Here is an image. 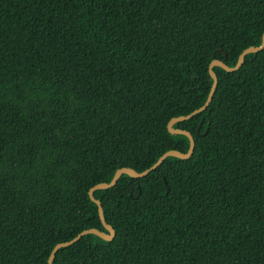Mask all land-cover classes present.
Segmentation results:
<instances>
[{
  "label": "trees",
  "instance_id": "1",
  "mask_svg": "<svg viewBox=\"0 0 264 264\" xmlns=\"http://www.w3.org/2000/svg\"><path fill=\"white\" fill-rule=\"evenodd\" d=\"M263 33L264 0H0V264L105 231L89 190L186 153ZM212 71L192 155L95 190L114 237L52 264H264V49Z\"/></svg>",
  "mask_w": 264,
  "mask_h": 264
},
{
  "label": "water",
  "instance_id": "2",
  "mask_svg": "<svg viewBox=\"0 0 264 264\" xmlns=\"http://www.w3.org/2000/svg\"><path fill=\"white\" fill-rule=\"evenodd\" d=\"M263 49H264V33L262 35L261 44L259 46H256V47H249V48L243 50L241 52V54L239 55L238 61L235 64V66L229 67V66H227L226 64H224L223 62H221L219 60L211 61V63L209 64L208 70H209L210 78L212 79V85H211L208 97H207L204 105L201 106L200 108L194 110L193 112H191L187 116H181V117H176V118L171 119L169 121L168 125H167V129H168V131L171 134H182V135H184V136H186L188 138V140H189L188 151L186 153H181V152H177V151H168V152L164 153L150 168H148V169H146V170H144V171H142L140 173H137L134 170L128 169V168L118 169L115 172L112 180L109 183H100V184L95 185L93 188H91L89 190V192H88V195H89L90 199L93 202H95L96 205H97L98 215H99V218L101 220V223H102L103 228H104L105 231H101V230H98V229H95V228L84 230V231L80 232L79 234H77L70 241L57 244L56 246H54V248L52 249V251L50 253V256L48 258V264H52V261H53V258L55 256V253L57 252V250L59 248L66 247V246H69V245L75 243L79 238H81L85 234H94V235L102 238L103 240H111L114 237V235H115V231L113 230V228L110 225L106 224V222L104 220V217H103V212H102V208H101L100 202L93 198V195H92L93 192L95 190L108 189V188L112 187L117 182V180L119 179L121 174H127V175H129L131 177H134V178L143 177V176L147 175L150 171L156 169L163 162V160L165 158H167V157L173 156V157H177V158H180V159H188L192 155L193 149H194V145H195L193 136L187 131L173 128V125L178 123V122H180V121L187 120L191 116H193V115H195L197 113H200V112H202L203 110H205L207 108V106L209 105V103L212 100L213 93H214V90H215V87H216V84H217V77H216L215 73L212 71V68L214 66L221 67L222 69H224L227 72H233V71L237 70L241 66V64L243 63V60H244V56L246 54L253 53V52H258V51H261ZM198 131H199V127L196 130L197 134H198Z\"/></svg>",
  "mask_w": 264,
  "mask_h": 264
}]
</instances>
